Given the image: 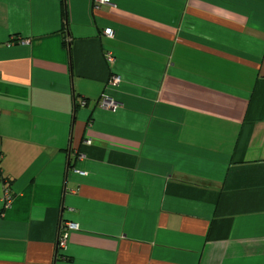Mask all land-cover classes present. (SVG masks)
Returning <instances> with one entry per match:
<instances>
[{
  "label": "crops",
  "instance_id": "1",
  "mask_svg": "<svg viewBox=\"0 0 264 264\" xmlns=\"http://www.w3.org/2000/svg\"><path fill=\"white\" fill-rule=\"evenodd\" d=\"M0 264H264V0H0Z\"/></svg>",
  "mask_w": 264,
  "mask_h": 264
},
{
  "label": "built area",
  "instance_id": "2",
  "mask_svg": "<svg viewBox=\"0 0 264 264\" xmlns=\"http://www.w3.org/2000/svg\"><path fill=\"white\" fill-rule=\"evenodd\" d=\"M110 3H111V0H94V7L99 8L101 5H108ZM105 35L108 37H113V35H114L113 30L112 29L105 30ZM106 61L109 65L114 64V61H115L114 55L112 53H108L106 55ZM121 82H122L121 77L119 75L113 73L110 76V79L108 81V85L118 87V86H120ZM80 105L82 107H85V106H87V102L81 101ZM97 106H99L100 108L105 109V110L116 111L119 109L120 104H119V102H117L115 100V98L105 94L97 102ZM91 143L92 142L90 140L86 141V144H91ZM77 158L79 160H83L85 158V155L79 153V154H77ZM76 172L79 173L80 175H85L83 172H80V171H76ZM12 200H13V198L11 197L10 190L6 189L4 192V197H3L5 209L10 208V206L12 204ZM78 229H79L78 224L72 223V222L71 223H62L60 225L58 243H57V247L59 250H63L67 247L70 233L72 231L78 230Z\"/></svg>",
  "mask_w": 264,
  "mask_h": 264
},
{
  "label": "trees",
  "instance_id": "3",
  "mask_svg": "<svg viewBox=\"0 0 264 264\" xmlns=\"http://www.w3.org/2000/svg\"><path fill=\"white\" fill-rule=\"evenodd\" d=\"M64 16H65V14H64ZM66 18V17H65Z\"/></svg>",
  "mask_w": 264,
  "mask_h": 264
}]
</instances>
